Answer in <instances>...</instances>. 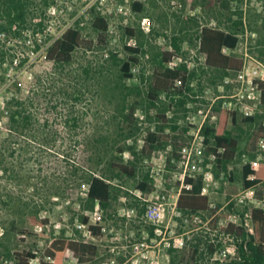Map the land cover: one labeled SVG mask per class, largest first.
<instances>
[{
    "label": "rangeland",
    "instance_id": "obj_1",
    "mask_svg": "<svg viewBox=\"0 0 264 264\" xmlns=\"http://www.w3.org/2000/svg\"><path fill=\"white\" fill-rule=\"evenodd\" d=\"M134 2L143 4L142 12L133 10ZM33 4L34 14L29 15L31 27H24L20 35L0 31V95L5 99L11 96L26 99L39 121L36 131L29 132L36 138L26 135L14 141L6 132L1 133L0 142L9 139L7 143L12 150L26 141V153L16 149L15 154H9V149L4 163L0 164V264H16L14 254L29 251L38 255L30 264H50L51 260L43 257L49 242L55 238L73 240L80 245L81 260L69 254L65 264H173V260L186 263L193 258L199 263L215 264L220 261L213 259L215 253L208 252L210 244L216 248V257L225 259L221 264L230 262L231 255L221 254L226 249L232 250L236 240L232 234L234 240L230 241L224 228L228 224L248 228L245 224L248 209L264 208V184L256 187L258 205L246 197L244 204L237 203L231 208L228 204L231 198L246 195L244 157L232 162L227 172H219L215 160L205 156L204 144L201 154L195 150L192 159L205 170L211 166L215 175L217 183L205 195L209 197L210 210L186 214L175 206L183 186L182 160L185 150L195 140L197 128L190 123L188 115L191 113L199 119L200 110L206 112L213 99L231 94L236 87V75L225 77L233 81L228 86L216 74L201 73L205 57L199 53L198 41L191 43L189 38H195L202 27L230 30L234 22L242 19L243 27L246 25L248 29L250 54L264 61V1L33 0ZM93 6L109 22L108 45L104 49H79L70 66H58L47 60L50 44L78 20L82 22L84 37L96 39L89 14ZM39 22L45 28L34 33V25ZM6 25L5 20H0V26ZM127 27L135 31V36L126 34ZM177 35L185 38L178 54L182 60L179 65L185 63L189 71L197 70L198 77L191 86L203 98L179 107L162 94L157 107H151L147 95L155 83L154 75L161 70V54L172 50L170 40ZM140 44L145 54L140 55V62L132 68L134 78L123 79L120 63L130 56L125 46ZM112 54L117 55L116 60L111 58ZM6 78L10 81L7 87ZM79 90L83 96L81 101H76ZM165 110L166 118L178 126L176 134L183 135V147L178 151L180 161L168 165L172 144L165 150L153 151L151 157L141 162L137 179L122 175L114 180L120 196L109 208L97 209L102 215L100 228L105 231L94 236L88 233V228H80L88 176L103 171L111 160L121 158L127 164L131 159L127 148L137 144V150L141 149L148 131H154L160 122L157 115ZM243 117L240 114V119ZM47 118L50 125L43 127ZM73 118L79 120L78 126H74ZM228 127L240 136L244 148L259 125L250 127L240 123V127L233 128L229 123ZM173 133L171 126L166 129V134ZM125 134L133 135L127 138ZM123 148L126 149L121 154ZM80 155H85V162L91 159L76 173V164L82 162L78 161ZM142 172H149L154 181L153 191L148 194L136 189ZM230 176L234 177L233 182ZM231 186H236L238 192L228 197ZM149 207L161 214L158 221L147 216ZM97 210L89 214L91 224ZM34 218L40 223L33 225ZM157 228L162 229V235L156 234ZM224 232L226 235L221 236ZM143 242L144 249L137 255L136 247ZM195 245H199L197 255Z\"/></svg>",
    "mask_w": 264,
    "mask_h": 264
},
{
    "label": "trees",
    "instance_id": "obj_2",
    "mask_svg": "<svg viewBox=\"0 0 264 264\" xmlns=\"http://www.w3.org/2000/svg\"><path fill=\"white\" fill-rule=\"evenodd\" d=\"M33 5V0H0V20H5L7 24L5 28L0 26V31L6 30L20 35L24 27H26V29L31 27L32 24L29 21V15L34 14ZM133 10L142 12L143 4L134 2ZM89 14L92 17L91 27L97 33L96 39H86L84 37L83 28L81 26L82 22L78 20L74 27L68 28L61 37L50 44L46 55L47 60L54 62L58 66H70L74 61L75 53L79 49L91 50L97 47L104 49L105 46L108 45V20L101 13L97 12L95 6L91 8ZM34 26V33L42 31L45 28L43 22H39ZM242 27L243 22L242 19H240L233 23L230 30L202 27L195 33V38L190 36L189 40L191 43H194L195 40L198 41L199 53L205 57V62L200 68L202 74H216L221 80H224L225 77H229L230 75H236L237 71L241 69L243 61L235 56L225 54L224 49L228 48L234 50L237 47L240 41L239 33L240 31H244V27ZM125 32L131 37L135 36V31L132 28L127 27ZM184 41L185 38L182 35L173 36L170 40L172 50L161 54V70L154 75L155 83L150 86L147 95L151 107H157L162 94L169 97L171 103L179 107H184L191 101L197 102L201 100L196 98L198 93H196L191 86L192 81L198 77L197 70L189 71L185 63L180 64L175 69H170L167 66L172 56L182 52ZM36 49H39L38 45H36ZM125 50L130 53V56L127 60L121 61L120 63L121 77L123 79H133L132 68L140 62L139 57L145 54V51L143 49V44H140L138 47L125 46ZM116 57L117 55L115 54L111 55V58L114 60H116ZM27 59L28 58H26V61ZM86 74H89L88 71H86ZM176 80H182L183 86H174ZM199 90L203 93V86H200ZM82 96L83 94L79 90L76 93L75 100L81 101ZM11 109L12 112L8 124L10 132L8 137H11L14 141H17L21 137L26 138V135L36 138L35 135L29 132L36 129L39 121L37 116L29 109L27 100L14 98ZM165 112L166 110L161 111L157 115L160 122H158L154 131H148L141 149L137 150V144L127 148L129 149L131 157L127 164H124L121 158H119V161L111 160L103 171L97 174L92 173L88 176L86 182L88 185L87 199L83 206V211H85V213L81 215V222L84 225H88V230L92 235L99 236L101 234V228L90 223L89 214L93 213L98 208H109L112 201L118 199L120 196V190L113 184L114 180L120 178L122 175L137 179L138 171L141 169V162L151 157L153 151L165 150L170 144L173 145V150L167 158L168 165L171 166L173 161H180L181 155L178 151L183 147V135L176 134L175 131H177L178 126L173 125L172 120L166 118ZM212 118H215V120ZM45 121L43 127H48L50 125V119L47 118ZM263 121L264 114L261 113L240 119V114L238 112L229 113L224 111L221 109L220 103H217L211 108L209 118L202 130V134L205 137V156L207 158L215 156L217 171L227 172L230 164L237 158L243 157L244 154L250 157L254 156L253 158H255L257 140L263 135L264 131L262 126ZM68 122H70V120H67V123ZM229 123L233 128L240 127V123L250 127L259 125V128L250 136L245 147L241 148L240 136L235 135L234 130L228 127ZM73 124L74 126H78L79 120L73 118ZM170 126L174 133L166 134V129ZM125 135L127 138H130L133 134ZM8 141L9 139L7 142ZM252 141L253 147H251ZM7 142L4 140L0 143V164H3L5 161L6 151L11 149V145ZM16 149L26 153V141L19 144V147ZM16 149H11L9 154H15ZM124 149L126 148H123V150L121 149V154L125 151ZM93 151L97 153L98 150L95 148ZM85 159V155L79 156L78 161L81 160L82 162L76 164V173H79L83 166H87L91 158H87L88 162H85ZM5 171H7L6 168ZM242 172L245 189L256 188L263 184L264 171L262 168H259L258 171H254L251 169V164L248 163L243 166ZM229 179L232 182L234 181L233 176H230ZM153 185L154 181L150 173L146 172L143 173L138 180L136 189L142 193L148 194L153 191ZM186 185L191 187L182 190L178 199V209L186 214L209 211V197L201 195V188L203 185L202 179L200 177L195 179L188 177L186 178ZM237 192V187L231 186L227 190V195L228 197H232L236 195ZM61 197L64 196L61 195ZM136 204L138 205V203H135V205ZM235 205L236 202H232L230 207L232 208ZM143 211L144 209L141 208L140 213H143ZM248 213L250 214L254 226L253 234L247 232L244 227L236 226L235 224H229L227 228H224L226 232L233 234L235 237L238 253L236 259L225 264H264V210L261 208H249ZM240 214L244 216V213ZM32 223L36 225L40 222L37 218H34ZM207 249L210 255L216 250L213 244L208 245ZM198 253L199 245H195L194 254L197 255ZM69 254L80 256L79 243L73 240L55 238L49 242L43 260L50 259V264H65V260ZM14 255L12 256L15 257L16 264H30L32 260L38 257L37 254L30 251L16 253ZM8 257H10V255ZM79 259L81 260V257H79ZM173 264H203V262L199 263L193 258V261L186 263L173 260ZM215 264L221 263L215 262Z\"/></svg>",
    "mask_w": 264,
    "mask_h": 264
},
{
    "label": "built area",
    "instance_id": "obj_3",
    "mask_svg": "<svg viewBox=\"0 0 264 264\" xmlns=\"http://www.w3.org/2000/svg\"><path fill=\"white\" fill-rule=\"evenodd\" d=\"M82 25V23H81ZM75 26V25H74ZM74 26H70L68 28L74 27ZM67 28V29H68ZM66 29V30H67ZM64 30V32L66 31ZM61 34V36L63 35V33ZM248 29L247 26H244V31L241 35H239V44L237 45V47L234 50H230L228 48L224 49V53L228 54V55H232L235 56L237 58H240L243 63H242V67L239 71H237L236 73V77H235V84L236 87L234 89V91L227 95V96H218L215 99L212 100L208 110L206 112H203V110L199 111V119H197L196 115H192L191 113L188 115V119L190 121L191 124L197 126L196 128V134H195V140L194 142L191 144L190 147H188L185 150V158L182 160V167H183V172H182V183L183 186L181 187L179 194H178V199L179 196L181 195V192L184 188L189 189L191 186L186 185V178H198L200 177L203 181V185L201 188V195L205 196L207 194L210 193V188L214 185H216V180H215V175L213 173V171L211 170V166L209 167L210 169L205 170L203 168V166H198L194 164V159H192L193 153L195 150H197L200 154L202 152V149L204 148V140L205 137L202 134V130L209 118V113L211 108L216 105L217 103H220V107L222 110L227 111L229 113L232 112H238L239 114L244 115L245 117H249V116H254L257 113H264V108H263V94H264V61L259 60L257 58H254L249 50V36H248ZM60 36V37H61ZM243 40V42H242ZM179 62H182L181 60V56H179L178 54H175L174 56H172L171 60L168 62L167 66L170 69H175L178 65ZM4 63V62H3ZM16 65L18 64V60L16 59L14 62ZM2 65V63H1ZM1 74V71H0ZM7 79V78H6ZM9 81V79H7ZM10 83V81L8 83H5V86H9L8 84ZM225 83L226 85H231L233 83V81H231L230 78H226L225 79ZM175 86L176 87H182L183 86V82L182 80H176L175 82ZM224 87V86H222ZM2 90V88H0V91ZM197 99H202L203 96H196ZM13 96L11 97H7L6 99L3 98L0 95V140H1V133L6 132V135H9V121H10V116H11V105L13 102ZM197 119V121H196ZM213 120H215V118H212ZM263 129H264V121H263ZM1 143V142H0ZM244 160H245V164H251V169L254 171H258L259 168H262L264 171V131H263V135L260 136L257 140V144H256V156L253 159H249V155L244 154L243 155ZM210 159L215 160V156H211ZM252 178V176H251ZM264 184V182H263ZM141 192V191H140ZM142 193V192H141ZM255 193H256V188H252V189H246L245 190V194H240L235 198H231L228 201V204L230 205L232 202H236L239 204H244L246 201V197L253 200V202H255V205H258V201H255ZM140 197V196H139ZM178 199L177 202L175 204L176 207H178ZM264 201V200H263ZM254 208H260L259 206H254ZM264 210V208H261ZM99 210V209H98ZM95 212V216H94V220H93V224L95 226H101L102 223V215L100 214L99 211ZM147 216L153 221H158V219H160L161 214H159L158 212H155L153 210V208L149 207V210L147 211ZM245 224L246 227L245 228L247 230V232H249L250 234L254 233V226L250 217V214L247 213L246 214V219H245ZM229 225V224H228ZM236 225V224H235ZM80 228H88V225H84V224H80L79 225ZM227 227V226H226ZM101 231H105V228H101ZM88 233L91 234V232L88 230ZM156 234L157 235H162V229L161 228H157L156 229ZM226 235V233H222L221 236ZM227 237L230 241L234 240V237L232 236L231 233H227ZM153 240V239H152ZM154 241V240H153ZM152 241V242H153ZM161 243H159L157 246H159ZM168 247H171V244L168 242L167 243ZM183 245V242L182 244ZM145 243H140L137 245V252L136 254H140L139 250L140 249H144ZM148 247V246H147ZM214 260L215 261H220L221 263H224L225 259L221 258V257H216V254L218 255L217 252H214ZM231 255V260L236 259L238 256L237 253V244L233 245L232 250L230 249H226L222 252L221 255L227 256V255ZM230 260V261H231Z\"/></svg>",
    "mask_w": 264,
    "mask_h": 264
}]
</instances>
